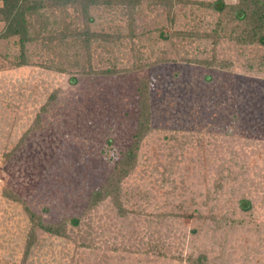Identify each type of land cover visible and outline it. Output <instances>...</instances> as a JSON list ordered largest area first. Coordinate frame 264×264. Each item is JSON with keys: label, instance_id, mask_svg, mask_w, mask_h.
Returning <instances> with one entry per match:
<instances>
[{"label": "rangeland", "instance_id": "374dc122", "mask_svg": "<svg viewBox=\"0 0 264 264\" xmlns=\"http://www.w3.org/2000/svg\"><path fill=\"white\" fill-rule=\"evenodd\" d=\"M219 1L237 0H141L130 28L122 6L90 8L86 46L77 9H47L21 65L0 40V264H264V47L213 33ZM140 81L148 130L91 205L130 148Z\"/></svg>", "mask_w": 264, "mask_h": 264}, {"label": "trees", "instance_id": "16d2710c", "mask_svg": "<svg viewBox=\"0 0 264 264\" xmlns=\"http://www.w3.org/2000/svg\"><path fill=\"white\" fill-rule=\"evenodd\" d=\"M141 0H0V23L2 29L0 30V40L6 38H16L19 48L18 65L25 64L24 61V46L33 41V38L27 31V19H32L34 16L44 10H59L64 11L66 8H75L79 11L80 17L83 22L82 31L77 33H71L74 38L81 39L85 46L88 42L96 38V34L90 33L88 30V11L90 8L98 6H111L120 5L125 9L130 22H128L129 28L132 22V12L139 4ZM155 5H160L166 8V11L171 10L172 0H151ZM199 5V3H197ZM201 5V4H200ZM218 16V22L215 26L213 33L217 34L219 31L228 30L227 37L233 42L241 45L256 44L264 47V0H237L232 5H224L222 1L213 3L210 5ZM169 14V13H168ZM130 35V30H129ZM62 38H66L67 35L62 34ZM166 38L165 36H163ZM215 35L212 37L215 39ZM212 39L211 42L214 41ZM87 47H85L86 49ZM193 63L203 66L212 67L215 66L214 58L211 57L209 61L195 60ZM111 73V72H107ZM146 83L140 81L137 88V94L140 97L139 110L137 117V124L135 127V134L131 142L130 148L126 150L118 159L115 168L112 173L106 178L105 183L99 191L93 192L90 195L89 203L91 205L96 204L102 197H116L117 187L120 179L124 178L131 170L134 163L135 152L139 141L148 130V105L146 100ZM30 219L34 220V224L37 228L43 232L56 235H63V225H44L37 217L29 214ZM71 225H76V219L69 220ZM32 240L33 236H29ZM27 240L25 251L30 246V241Z\"/></svg>", "mask_w": 264, "mask_h": 264}]
</instances>
